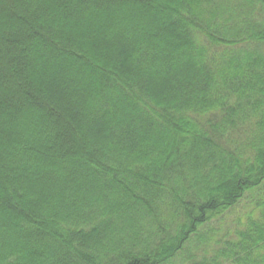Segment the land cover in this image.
I'll use <instances>...</instances> for the list:
<instances>
[{"label":"trees","instance_id":"obj_1","mask_svg":"<svg viewBox=\"0 0 264 264\" xmlns=\"http://www.w3.org/2000/svg\"><path fill=\"white\" fill-rule=\"evenodd\" d=\"M0 264H264V0H0Z\"/></svg>","mask_w":264,"mask_h":264}]
</instances>
